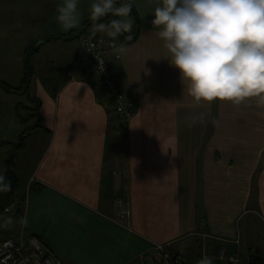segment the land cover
<instances>
[{"label":"crops","instance_id":"0c3cea01","mask_svg":"<svg viewBox=\"0 0 264 264\" xmlns=\"http://www.w3.org/2000/svg\"><path fill=\"white\" fill-rule=\"evenodd\" d=\"M58 2L0 0V81L18 88L30 78L48 130H34L46 135L43 151L22 173L10 154L25 127L16 106L32 100L0 85V171L13 156L23 190L15 212L2 215L11 222L0 226V242L35 236L62 264H143L159 244L188 264L196 250L224 264L222 248L245 264L242 228L264 227V105L255 98L197 104L162 56L155 0H135L138 28L131 40L114 41L129 51L110 55L135 106L121 125L91 75L67 72L79 53L78 38L68 35L89 20L91 0H80V24L67 31L55 19Z\"/></svg>","mask_w":264,"mask_h":264},{"label":"clouds","instance_id":"9594fccd","mask_svg":"<svg viewBox=\"0 0 264 264\" xmlns=\"http://www.w3.org/2000/svg\"><path fill=\"white\" fill-rule=\"evenodd\" d=\"M79 2L59 0L55 19L62 30L80 24ZM133 6L135 0H91L93 34L131 40ZM150 13L167 51L162 56L180 70L183 86L197 104L255 98L264 105V0H155ZM114 49L129 51L123 42ZM11 187L0 171V193ZM0 221L7 226L11 217L0 215ZM196 264H214V258L204 254Z\"/></svg>","mask_w":264,"mask_h":264},{"label":"built area","instance_id":"2783aa9c","mask_svg":"<svg viewBox=\"0 0 264 264\" xmlns=\"http://www.w3.org/2000/svg\"><path fill=\"white\" fill-rule=\"evenodd\" d=\"M79 53L68 68V75L73 78L76 73L83 72L95 79V84L111 102V107L121 121H128L134 114V104L122 90L120 79L113 71L110 55L116 43L107 37L91 33H83L78 38ZM8 209V211H5ZM16 210L15 203L4 209L6 213ZM128 215L127 209L120 212ZM220 259L235 263L236 257L226 248L220 250ZM0 264H62L60 260L48 254L35 236L24 239L22 233L11 234L0 242ZM143 264H179V260L171 256L168 245H156L149 252Z\"/></svg>","mask_w":264,"mask_h":264},{"label":"trees","instance_id":"16d2710c","mask_svg":"<svg viewBox=\"0 0 264 264\" xmlns=\"http://www.w3.org/2000/svg\"><path fill=\"white\" fill-rule=\"evenodd\" d=\"M132 16L134 18V28L137 29L138 28V17L135 13V11L132 8ZM92 25L90 20L85 21L79 28L78 30L72 31L69 33L68 38L70 39H75V38H79L81 34L86 33V30L88 27H90ZM85 28V29H84ZM46 39H51V38H46ZM78 55V54H77ZM75 59V58H74ZM28 64V62H27ZM70 66V65H69ZM69 68V67H68ZM113 71L117 74V71L115 70L114 66H112ZM118 76V74H117ZM119 77V76H118ZM93 80L95 82V79L93 77ZM121 83V82H120ZM0 85L8 90V91H15L16 93H18L19 95H26L27 98H29L30 100H32V104L29 107H26L25 105H20L17 104L16 106V115L19 119V122H21V124L25 125L26 123H29L31 121L32 118H37L36 120V125L29 127L30 131H34L36 129L42 130L44 132L48 133V130L43 126L42 122H43V117L39 111L40 109V101L39 99L32 97L29 93H30V78L25 77L22 84L18 87V88H12L10 85L0 81ZM123 89L122 84H120ZM97 86V85H96ZM98 88V87H97ZM98 90L103 94V92L98 88ZM125 93V92H124ZM104 95V94H103ZM126 95V94H125ZM127 96V95H126ZM128 97V96H127ZM129 98V97H128ZM106 99V105L109 111H111L112 113H115L114 110L111 107V102L109 100ZM133 103V102H132ZM134 104V103H133ZM24 110L27 111V116L23 115ZM134 110H135V106H134ZM116 114V113H115ZM117 115V114H116ZM117 117L119 118V116L117 115ZM120 120V118H119ZM121 125H125L126 121H121ZM27 128L26 125L25 127H23V130L20 133L19 139L17 144L14 145V148H23L24 147V138L27 132ZM14 157L13 156H9L7 162H6V170H5V175L6 177L11 181V190L8 192H3L0 193V215L4 214V209L9 206L11 203H13L15 200L18 201H23V199L20 196V187H19V179H18V175L15 172V165H14ZM30 191H34L36 190L34 188V186H31ZM24 197V196H23ZM256 197H257V190H253L252 194L249 198V205L251 206L252 202H256ZM18 214L21 213V210L17 208L16 211ZM39 240V239H38ZM40 242V240H39ZM45 249V251L48 254L52 255L51 251H47L49 250L48 247H43ZM200 250V248H198ZM169 253L171 254V256H173L174 258L179 260V264H188L186 262V259H179L177 256H175L172 251L170 249H168ZM195 251V250H194ZM195 251L194 252V264H196L197 259H200L201 257V251ZM222 262L224 264H235L238 261H236L235 263H231V262H225L222 260ZM193 264V263H192ZM245 264H264V256L262 255V253L260 252V250H249L248 254H247V259Z\"/></svg>","mask_w":264,"mask_h":264},{"label":"rangeland","instance_id":"374dc122","mask_svg":"<svg viewBox=\"0 0 264 264\" xmlns=\"http://www.w3.org/2000/svg\"><path fill=\"white\" fill-rule=\"evenodd\" d=\"M38 1H42V0H33L34 3L38 2ZM42 4V3H41ZM88 32H93V26L91 25L88 29ZM104 35V34H102ZM106 36V35H104ZM107 37V36H106ZM71 78V77H70ZM22 96H26V95H22ZM20 98V96H19ZM20 102L23 104H27L26 102V97H24L23 99L20 100ZM31 106V105H28ZM23 115L27 116V111L24 110ZM36 120L37 118H34L29 124L26 123V128H27V132L24 138V147L23 148H14L13 150L11 149L10 154L14 155L15 157V163L16 166L22 170V173H24L26 171V166L25 165H29L31 161H36V159L39 158V155L42 153L43 148L39 149V143L43 142V139H45L46 135H44V133H42L41 131H30L29 127L33 126L36 124ZM15 126H18V123H16L15 121ZM13 123H9L8 125V130L11 131L13 128H15ZM8 131V132H9ZM29 134H31L29 136ZM18 140H15V144L17 143ZM39 142V143H38ZM40 150V152L38 151ZM39 152V154H38ZM9 154V155H10ZM264 165V156H263V160L261 163V166ZM20 192H23V190L20 189ZM250 205H249V209H250ZM122 210H120L119 212H121ZM4 216V215H3ZM7 217V216H5ZM256 229L252 231L245 229L244 227L242 228V238H241V245L240 248L241 250H244L247 253V250H260L262 255L264 256V252L262 250H264V227L259 223V221H256ZM19 229V227H18ZM17 229V230H18ZM63 246V245H62ZM47 251H52V250H47ZM58 252H61V250H56Z\"/></svg>","mask_w":264,"mask_h":264}]
</instances>
